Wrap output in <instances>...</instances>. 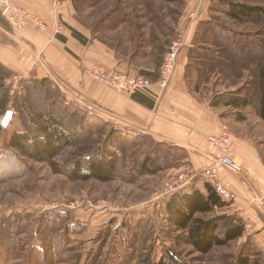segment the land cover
Wrapping results in <instances>:
<instances>
[{
	"label": "rangeland",
	"instance_id": "obj_1",
	"mask_svg": "<svg viewBox=\"0 0 264 264\" xmlns=\"http://www.w3.org/2000/svg\"><path fill=\"white\" fill-rule=\"evenodd\" d=\"M196 1L72 0L69 22L72 30L83 34L86 43L112 50L117 60L134 68L124 73L156 80L163 57L174 40L184 36L188 44V26H183L197 17ZM227 1L264 8V0ZM0 15L7 20L1 11ZM212 18L232 29V40L225 42L221 38L224 45L232 47V52L221 50L217 55L221 61L216 63L212 61L213 55L210 54V60L206 53L205 62H212L211 66H206L201 76L191 68L189 78L199 84L200 97L213 104L221 105L218 98L241 90L245 97L251 98L252 103L243 110L231 112L218 106L217 110L226 117L232 132L224 129L250 140L264 161V121L253 103L264 65V17L239 23L215 11ZM199 30L195 41L212 47L214 35L205 32L204 27ZM212 48L217 50L216 46ZM94 66L118 70L104 63ZM89 70L87 77L93 80ZM5 74L0 71V87L2 94L8 95V107L15 116L8 129L0 127V264H157L169 254L183 264H232L246 248L247 241L239 239L201 255L188 243L186 233L175 229L170 214L165 210L162 214L158 208L182 193L176 191V181L181 176L193 172V184L197 180L208 183L202 173L213 164L212 160L202 170L185 167L177 171L180 166L155 175L135 176L126 169L127 165H133L130 158L116 163L120 171L112 181L75 179L74 162L100 151L110 132L119 128L107 121L105 128H101L85 114L94 112L82 104L83 99L70 95L61 82L58 85L48 82L42 87L22 76L5 77ZM41 113L62 118L78 134V143L50 162H17L9 154L11 138L16 132L25 131L26 125L34 127V120ZM239 135H235L237 144ZM221 181L228 188L222 173ZM222 211L198 217L208 219L228 214ZM252 256L257 259L255 253Z\"/></svg>",
	"mask_w": 264,
	"mask_h": 264
},
{
	"label": "crops",
	"instance_id": "obj_2",
	"mask_svg": "<svg viewBox=\"0 0 264 264\" xmlns=\"http://www.w3.org/2000/svg\"><path fill=\"white\" fill-rule=\"evenodd\" d=\"M11 1L41 17L47 28L45 31L33 26L19 29L0 15L1 66L13 75L33 81L45 80L57 85L61 82L66 85L70 95L83 99L82 104L87 109L119 129L132 134L148 135L159 143L185 149L189 153L188 160L177 171L185 167L202 170L212 163V154L217 152L208 149L207 137L224 128L230 130L226 117L218 114L217 106L231 112L232 109L243 110V107L221 106L202 99L197 92L200 86L192 80L194 78H189L190 52L200 44L195 41L196 33H199L203 24L212 20L214 0L196 1V7H199L197 17L191 24L183 26H188V46L178 58V67L169 88L154 89L158 94L157 100L139 95L129 97L117 94L87 77V71L95 63H104L123 72L133 71L134 68L128 62L117 60L112 50L102 45L97 47L88 44L73 34L69 22L73 12L72 0ZM8 109L11 107L7 106L4 113ZM235 157L244 173L235 174L221 168L224 184L236 195V199L222 212L241 218L246 226L241 239L252 240L264 254L262 154L250 140L240 136ZM193 185L182 192L188 193L193 189L206 192L204 181L197 180Z\"/></svg>",
	"mask_w": 264,
	"mask_h": 264
},
{
	"label": "trees",
	"instance_id": "obj_3",
	"mask_svg": "<svg viewBox=\"0 0 264 264\" xmlns=\"http://www.w3.org/2000/svg\"><path fill=\"white\" fill-rule=\"evenodd\" d=\"M163 1L177 3L181 0ZM212 10L221 12L227 18L239 23L264 17L263 7L227 0L213 2ZM203 25L205 32H210V34L214 35L212 47L216 46L217 50L212 51L211 45L207 47L201 43L191 49L189 56L190 67L195 69L200 76L206 71L205 67L211 66L209 64L212 63L205 62L206 53L209 55L210 60L212 57L210 54H212V58L215 59L212 61L216 63L215 61L217 60L221 61L217 58L221 50L232 52V47H228V44L224 45L222 41V39L225 42L229 39L232 40V29L218 24L213 18ZM73 34L78 39L86 41L79 32L73 30ZM0 71L6 73L5 77L12 74L11 71L1 65ZM34 82V84H39L43 87L49 81ZM257 90L256 101L253 103L260 118L264 121V65L259 73ZM2 92L3 87H0V119L9 102L8 95L2 94ZM217 103L240 108L252 103V100L245 97V93L241 90L237 94L218 98ZM85 114L95 120L94 122L101 128H105L107 125V122L99 116L88 112H85ZM26 127L25 131L16 132L9 144V147L12 148L9 154L17 162L22 160L50 162L62 153L64 149L73 147L78 143V134L58 116L48 115V113L38 114L34 120V127H28V125ZM88 129L91 128L89 127ZM92 129L94 130L95 126ZM188 156L189 153L185 149L166 143H159L151 136L132 134L121 129L112 130L100 151L91 153L74 162L72 177L82 181L95 180L106 183L114 180L118 171H120L116 163L120 162L121 164L125 159L130 160V158H132L131 163L133 165H127L128 173L135 176L155 175L159 171L179 168L186 164ZM205 189L206 192L193 189L188 193L175 194L165 205L175 229L185 232L188 243L195 252L201 255L209 254L216 246H225L241 239L246 230L244 221L236 215L220 214L208 219L198 217L199 215L223 210L231 203L223 200L209 183H205ZM245 247L232 264H264V254L252 240H248ZM253 253L257 257L255 260L252 258ZM157 264L183 263L177 260L174 254H169L167 258L162 259Z\"/></svg>",
	"mask_w": 264,
	"mask_h": 264
},
{
	"label": "built area",
	"instance_id": "obj_4",
	"mask_svg": "<svg viewBox=\"0 0 264 264\" xmlns=\"http://www.w3.org/2000/svg\"><path fill=\"white\" fill-rule=\"evenodd\" d=\"M0 2L1 14L14 27L21 29L27 26H34L40 31L46 30V23L38 15L15 5L10 0H0ZM186 45L187 40L184 36H179L174 40L163 57L156 80L142 75L108 70L102 66L91 68L89 76L104 86L112 88L118 94L129 97L139 95L150 100H157L158 94L155 93L154 89L167 90L169 88L178 67V58ZM14 116L15 112L12 109L6 110L0 120L1 129H8L12 125ZM237 139L235 135L223 129L216 134L209 135L206 140L209 150L216 151L217 154H212L213 164L203 171V177L207 178L208 183L215 189L216 193L227 202H232L235 199V194L223 185L221 181V168H225L235 174L243 172L242 166L237 162L235 157ZM189 176L191 177L190 179L188 178ZM193 176H195L193 172L187 176H181L176 181V191H184L191 188L192 182L195 179ZM158 208L162 214H164L163 210L166 211L165 205H159Z\"/></svg>",
	"mask_w": 264,
	"mask_h": 264
}]
</instances>
